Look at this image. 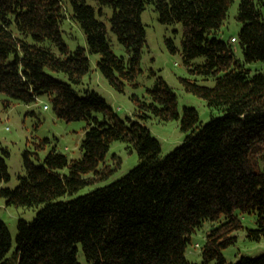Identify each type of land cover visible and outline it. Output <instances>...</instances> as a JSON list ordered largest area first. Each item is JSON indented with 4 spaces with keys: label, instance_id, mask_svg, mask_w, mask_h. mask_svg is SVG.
<instances>
[{
    "label": "trees",
    "instance_id": "obj_1",
    "mask_svg": "<svg viewBox=\"0 0 264 264\" xmlns=\"http://www.w3.org/2000/svg\"><path fill=\"white\" fill-rule=\"evenodd\" d=\"M99 12L112 8V31L129 57L117 55L108 27L87 0H0V92L25 103L47 95L59 118L87 121L81 143L83 156L69 159L50 151L37 164L25 151V174L12 188L7 156L0 154V195L8 205H43L32 221L20 219L16 246L0 218V264H82L79 244L89 264H198L187 258L193 233L206 220L224 221L210 230L202 246V262L264 264V253L228 262L223 250L237 241L241 215L255 213L251 239L264 237V170L257 148L264 142V71L253 73L248 63L264 62V18L256 0H242L238 37L216 36L234 0H96ZM153 5L165 24L183 26L181 54L197 79L181 78L185 89L224 112L199 125L195 107L179 110L177 94L160 77L147 89L148 98L134 94L136 119H122L95 90L80 95V84L91 69L88 52L98 53L97 68L118 91L137 85L146 28L142 12ZM68 15L86 35L87 48H69L61 29ZM239 40L243 58L232 38ZM167 43L179 51L173 38ZM13 55V59L10 57ZM201 60H198V59ZM64 72L70 82L47 69ZM100 115V116H98ZM180 120L184 142L166 156L145 121ZM115 140L138 151L139 163L110 184L70 200L97 172ZM68 168V172H62Z\"/></svg>",
    "mask_w": 264,
    "mask_h": 264
},
{
    "label": "rangeland",
    "instance_id": "obj_2",
    "mask_svg": "<svg viewBox=\"0 0 264 264\" xmlns=\"http://www.w3.org/2000/svg\"><path fill=\"white\" fill-rule=\"evenodd\" d=\"M242 0H234L229 8L227 17L216 36L222 40L230 41L232 36L238 37L242 28V22L237 18L239 6ZM264 18V0H256ZM87 3L94 6L97 16L107 24L109 42L117 55L129 57L126 48L119 42L112 31L110 17L112 8L103 6V13L99 12V4L96 0H87ZM62 20V35L69 48L75 50L81 46L87 48L86 35L80 25L71 20L68 15ZM142 22L146 28V43L143 47L141 58V69L137 76V85L127 83L124 91L115 89L106 77L97 68L100 60L98 53L88 52L91 62L90 71L84 76L80 84H73L75 90L84 95L86 90H95L101 94L114 112L122 119H136L135 112L137 105L132 99L134 94L140 98L147 99V89L153 87L157 79L162 77L168 85L172 86L177 94L179 110L184 107H195L199 112V125H205L213 116H222L223 111L210 108L206 99L185 89L181 78L187 77L197 79L198 82L213 85L214 80H204L202 76L193 74L184 63L181 49L183 26L181 23L165 24L159 19V14L154 6L148 5L141 15ZM168 38H173L175 46L179 51H172L167 43ZM237 57L243 58V51L239 40L232 42ZM13 59V55L10 57ZM198 60H201L200 58ZM253 73L264 71V62L248 63ZM55 78L70 82L68 75L64 72H57L47 69ZM48 106V107H46ZM100 116V115H98ZM180 120L172 119L162 121L154 116L149 117L145 124L161 143V156H166L180 146L186 137L181 129ZM87 121L65 120L56 115L47 95H41L36 102L25 103L11 99L7 94L0 92V154L9 153L7 163L11 179L4 183L9 187H16L20 183V175L25 174L24 154L29 151L31 158L37 164H42L44 158L52 150H57L68 156L69 159H79L83 156L81 148L85 136ZM259 168L264 170V142L258 145L257 159ZM139 163V155L136 147L125 140H115L107 152V156L100 163L97 172L85 175L89 180L88 184L79 192L63 196L62 199L70 200L79 195L89 193L92 190L112 183L118 178L126 175ZM65 168L62 172H68ZM43 205L27 207L8 205L6 199L0 195V218L5 221L13 237L12 254L16 246V235L18 233V221L24 219L32 221ZM243 228L236 231L237 241L223 250L228 262H236L242 256L256 257L264 253V237L259 240L251 239L248 230L257 227V215L255 213H244L241 215ZM224 217L216 221L206 220L201 227L193 233L192 241L187 247V258L194 263L202 262V246L205 243L207 233L224 221ZM81 244H79L78 260L82 264H89L85 259ZM209 264H217L212 260Z\"/></svg>",
    "mask_w": 264,
    "mask_h": 264
},
{
    "label": "built area",
    "instance_id": "obj_3",
    "mask_svg": "<svg viewBox=\"0 0 264 264\" xmlns=\"http://www.w3.org/2000/svg\"><path fill=\"white\" fill-rule=\"evenodd\" d=\"M235 39H236L235 37L232 38L233 41H235ZM46 107H48V106H46Z\"/></svg>",
    "mask_w": 264,
    "mask_h": 264
}]
</instances>
